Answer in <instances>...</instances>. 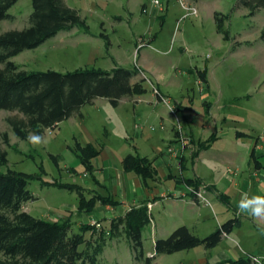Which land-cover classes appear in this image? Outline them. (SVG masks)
I'll return each mask as SVG.
<instances>
[{
    "label": "rangeland",
    "instance_id": "374dc122",
    "mask_svg": "<svg viewBox=\"0 0 264 264\" xmlns=\"http://www.w3.org/2000/svg\"><path fill=\"white\" fill-rule=\"evenodd\" d=\"M142 2H147L148 12L142 11ZM68 3L80 10L90 30L84 26L62 30L40 46L25 49L11 59L27 70L66 71L87 66L110 69L114 59L123 66H136L139 64L138 56L146 54L155 63L154 67L164 69L165 78L157 75L160 83H165L164 87L174 99L192 108L195 120L203 124L211 118L212 127L204 131L206 135L212 131L219 134V141L198 160V168L209 178L223 176L225 183L232 186L236 181L250 177L254 170L250 157L254 139L257 136H261L259 141L264 139V38L261 36L264 8L255 15H248V9L242 6L232 12L236 0H165L163 9L154 6L151 0H68ZM187 5L195 7L196 11L191 13L189 10L190 14L184 17L188 12ZM32 10V0H18L9 9L11 17L0 20V31L27 26ZM213 11L231 13L225 24L232 34L230 40L224 39L223 34L217 31L215 17L214 20L211 18ZM115 14L122 15V19L115 18ZM103 23L112 42L110 54L106 46L108 34L102 32ZM152 34H156L152 44H140L143 42L139 40L140 36L150 40ZM200 69L201 74H197ZM202 72L209 74L210 91L202 89L205 86ZM147 74L149 80H155L150 73ZM138 78L147 79L142 72ZM149 80L145 82L149 91L143 95L144 99L135 102L125 97L118 105H113L107 97H98L93 103L83 105L80 113L64 119L55 128L46 129L41 135L44 142L40 146L29 144L15 133L7 121L8 116L15 112L0 109V146L7 149L9 158L8 164L0 166V169L10 167L33 175L28 187L36 197L26 202L24 208L34 216L50 220H55L54 216L60 214L66 215L65 218L69 217L73 222L71 232L81 231L79 222L82 219H100L102 225L92 226L91 231L86 233L92 236L97 232L94 236H98L105 232L108 236L99 255L100 264L144 263L134 255L124 227L125 221H110L113 213L109 210L91 214H79L75 210L70 217L66 209H76L79 193L77 189L59 187L53 182L73 183L74 186L86 183L102 193H108V190L95 184L92 174L85 176L75 152L78 141L106 145V152L111 155L108 160L113 167V177L109 179L113 183L118 181V169L114 163L122 169L121 159L128 152L138 151L154 157L159 148L166 149L164 137L169 135L170 127L168 123L167 130L160 127L161 116L166 120H177L178 116L180 120L181 116L175 110L178 102L173 104L168 97L170 105L150 100L155 84ZM158 99L161 100L160 97ZM205 100L212 101L215 106L212 117L207 112ZM238 129L247 135L237 137ZM5 132L8 133V142L4 140ZM226 151L230 155L237 153V158L224 159ZM261 157L264 161V156ZM104 159L101 156L96 163H103ZM229 167L237 169L239 174L230 175ZM72 168L76 169L74 174L70 170ZM194 168L190 161L184 174L192 175ZM172 170L181 175L176 164ZM261 172L264 173V167ZM95 173L103 181L107 178V173L101 174L100 170ZM158 185L163 191L174 189L175 180H163ZM129 194L130 191L127 196L119 198L130 199ZM153 214L167 226L178 219L167 216L162 205H157ZM115 223L118 225L114 226ZM152 225L151 221L143 230L146 251H154L155 231ZM163 254L162 263L170 255Z\"/></svg>",
    "mask_w": 264,
    "mask_h": 264
},
{
    "label": "trees",
    "instance_id": "16d2710c",
    "mask_svg": "<svg viewBox=\"0 0 264 264\" xmlns=\"http://www.w3.org/2000/svg\"><path fill=\"white\" fill-rule=\"evenodd\" d=\"M17 1L0 0V20L11 17L9 9ZM32 3L33 10L27 26L0 31V109L15 112L8 116L7 121L20 138L26 139L29 133L42 135L47 128H55L64 119L80 113L83 105L93 103L98 97H107L113 105H118L123 97L146 91L142 85L144 78L133 81L141 71L138 65H117L112 69L87 66L66 71L22 68L11 59L13 56L25 49L40 46L62 30L83 26L89 29L80 10L67 0H32ZM241 6L248 9V15H255L264 8V0H236L232 12ZM230 15L220 11L214 13L217 31L226 40L232 38L230 29L225 25ZM261 36L264 38V29ZM106 38L109 46L108 35ZM203 75L207 79L206 74ZM3 136L8 142V133L5 132ZM215 138L213 134L208 141ZM204 146L203 143L201 147ZM99 151L91 143L85 146L78 143L75 148L80 161L89 171L93 168L92 159ZM8 162V151L0 146V166ZM124 164L145 178L155 175V169L147 157L129 154ZM32 179L33 175L29 172L10 167L0 169V264H100L99 255L108 240L105 232L98 236H94L97 232H92L95 234L87 236L86 233L95 226L90 222L82 223L80 232H71L73 222L69 217L50 220L34 216L24 208L26 202L36 197L28 187ZM184 180L198 189L199 180L196 178ZM53 183L59 187L75 188L65 182ZM98 199L117 203L109 197L93 196L87 199L83 195L79 207L93 211ZM221 199L227 200L223 194ZM122 222L125 223L135 257L150 264L159 254L200 245L215 247L225 233L241 224V219L232 217L206 236L195 234L187 225H180L169 236L156 240L153 255H147L143 246V229L149 222L146 207H133L117 220V223ZM250 262L249 257H243L231 260L229 264Z\"/></svg>",
    "mask_w": 264,
    "mask_h": 264
},
{
    "label": "crops",
    "instance_id": "0c3cea01",
    "mask_svg": "<svg viewBox=\"0 0 264 264\" xmlns=\"http://www.w3.org/2000/svg\"><path fill=\"white\" fill-rule=\"evenodd\" d=\"M143 5L145 7H143ZM148 7L149 6L147 2H142L143 12H148ZM129 13L132 14V11L129 10ZM155 14L157 15V12ZM213 14L214 11L211 13V18L214 20ZM114 17L119 20L122 19V15L120 14H115ZM102 26V32L104 34H108L105 29L106 27L104 23ZM88 30H90V25ZM155 36L156 34H152L150 40H146L145 37L140 36L139 40H143V42H140V44H152V40L155 38ZM111 44L112 42L109 46L106 45L109 54L110 48H112ZM137 60L139 61L138 66L141 68L140 72H144L147 76V79H144L142 81V85L146 88V91L144 93H136L132 96L125 97H129L135 102L144 99L143 95L145 93V95H147L149 91L148 86L145 85V82L149 80L147 73H150L156 81H152L151 79L149 81L154 83L155 87L159 88L166 97L171 99L173 101V104L176 101L178 102L176 108H174L181 116V119L179 120L180 124L177 123V120H166L164 116H161L160 127L167 130V123L170 127L169 135L167 137H164L166 149L163 150L159 148L156 152V156L154 157H151L148 154H141L138 151L128 152L121 159L122 169L118 167V164L116 162L114 163L115 167L118 169V181H116L115 183H113L109 179L110 176L113 177V167L111 166V161L108 160L109 156L111 155L110 153L108 154L106 152L108 151L106 150V145L101 144L100 146H96L91 141L86 143L78 141L77 144L80 143L81 145L85 146L88 143H91L100 150L98 155H96L92 159L93 168L91 171H89L81 161L80 162L83 166V170H85V176L92 174L95 184L108 190V193H102L98 191L97 188L92 187L91 185L86 183L81 184L74 182L75 184L77 183V186H75V188L73 189H77L79 193V203L76 209H66L69 211V215L72 217L75 214V210L79 214H82V212L91 214L93 212H98V210H109L111 213H113V215H110L109 217L110 221L114 219L115 221H117L121 216H125L126 213L133 207H146L149 217V222L147 224L152 221L153 231H155V233L153 234L154 251H146L143 241L144 250L147 255H153L155 253V242L158 238L169 236L172 231L180 225H187L191 231L199 236H206L216 230L226 220L238 216L241 219V224L234 227L232 231L225 233L221 241L215 247L207 248L200 245L190 249L176 251L174 253H170V255L167 256L168 260H166L164 263H162L160 259H163L162 257H165V254H159L150 264H229V261L231 260H237L239 258H247L251 256L260 257V264H264V232H262V229H264V221H257L247 214L239 213L237 208V203L240 200L241 193L243 192H247L249 193V195H264V173L261 172L264 167V161L261 157L264 156V139L262 141H259L261 136H257L254 139L253 146L250 151V157L254 163V170L250 174V177L242 178L241 182L236 181L234 183V186H232L231 184H226L224 181L225 178H223V176L218 177L217 179L213 177H207L198 168V160L220 139L219 134L216 131H212L209 135H206L207 133H205L207 129L212 127V124L209 122L211 118H209V120L205 123L200 124L197 120H195L196 115L194 114L192 108L189 105L184 104L182 101L174 99L170 95L169 90L164 87L165 83H160L157 75L160 76L159 78H165L166 75L165 73H163L164 69L158 66L154 67L155 63L152 62V60L146 54H144L143 57H141V55L138 56ZM137 60L135 59V61ZM117 62L118 61L114 59L113 66L110 69L117 65H122L121 63ZM197 74H201V69L197 71ZM139 75L140 73L135 75L133 81H138L140 79L138 78ZM206 78L207 79H204L205 86L202 89H207L208 91H210L211 81L208 73L206 75ZM167 82H170V80H168ZM190 99L192 100L193 98L191 97ZM150 100H154V102L160 101L157 95H155L154 91L152 92ZM204 102L208 114L212 117L215 112V106L213 102L210 100H205ZM213 134L216 135V138L208 141L209 139H211V136ZM245 135H247V133L242 129L236 130L237 137L243 138ZM181 138L186 141V149L178 156H175L169 151V146L171 144L178 145V143L181 141ZM203 143L205 144V146L201 147ZM129 154L149 158V160H151L153 168L155 169V175L145 178L137 171L126 168L124 159ZM237 155V153L230 155L226 151L223 158L226 160H235V158H237ZM101 156L105 158L103 160V163H96L98 161L97 159ZM190 161L195 166L194 173L192 175H186L184 174V172L188 169V164ZM175 164L180 168L181 175L175 174L173 172L172 167ZM70 170L73 172L72 174H74L76 171L75 168H72ZM97 170H100L101 174L107 173V178H105L104 181L101 180L95 173ZM228 172L232 176L233 174H239L237 169H232L231 167H229ZM184 178H196L197 180H199L198 189L201 190L206 199L197 196V194L192 190L193 187L187 184ZM172 179L175 180L174 189H166L163 191L159 188L158 184L163 180ZM128 191H130V194L128 195L131 197L130 199L119 198L123 195L127 196L126 194ZM86 193L88 194V196L86 195ZM221 194L225 195L227 200L221 199ZM83 195L87 199H90L93 196L109 197L117 203L111 205L109 202H103L101 199H98L93 211H88L86 209L82 210L79 206L80 198ZM212 199L214 200V202ZM157 205H162V207H164L167 216L178 218L174 220V224L167 226L159 221V219H161L160 217L156 218L153 212L154 208ZM65 216L66 215L60 214L57 215V217L54 216V218L56 220L65 218ZM80 222L79 226L81 227L82 223H86L89 221H83L82 219V221ZM140 260H143L142 262L144 264H149L144 259ZM249 264H251V262Z\"/></svg>",
    "mask_w": 264,
    "mask_h": 264
},
{
    "label": "clouds",
    "instance_id": "9594fccd",
    "mask_svg": "<svg viewBox=\"0 0 264 264\" xmlns=\"http://www.w3.org/2000/svg\"><path fill=\"white\" fill-rule=\"evenodd\" d=\"M26 140L33 146H40L44 142V138L36 133H29ZM237 208L239 213L247 214L257 221H264V195H249V193L243 192L237 203ZM249 259L251 264H260V257L251 256Z\"/></svg>",
    "mask_w": 264,
    "mask_h": 264
},
{
    "label": "built area",
    "instance_id": "2783aa9c",
    "mask_svg": "<svg viewBox=\"0 0 264 264\" xmlns=\"http://www.w3.org/2000/svg\"><path fill=\"white\" fill-rule=\"evenodd\" d=\"M153 5L156 6L157 8L159 9H163L164 8V1L165 0H151ZM187 9H188V12H186V14L184 15V17H186L189 13V10H191V13H193L192 11H196V8L195 7H191L190 5H187L185 6ZM142 75H144V77H147L146 74L143 72ZM149 79V78H148ZM154 86V85H153ZM154 92L157 94L158 97H160V101H163L165 103H167L168 105H170L169 103V99L162 95L161 92L159 91V89H157V87L154 86ZM177 123H179V118L177 116ZM163 126V125H162ZM152 129H155V126H152ZM181 141L178 143V145H174V144H171L169 146V151L173 154V155H179L181 152H183L185 149H186V141L184 139H180ZM194 193L197 194V196H200V197H203L206 199V197H204V195L202 194L201 190L199 189H195L193 188L192 189ZM92 225H95V226H101V222L98 220V219H95V218H92L90 221H89ZM257 257V256H255Z\"/></svg>",
    "mask_w": 264,
    "mask_h": 264
}]
</instances>
